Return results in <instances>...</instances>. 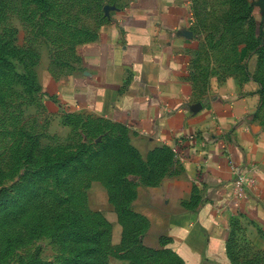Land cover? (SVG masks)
Here are the masks:
<instances>
[{
    "label": "crops",
    "instance_id": "0c3cea01",
    "mask_svg": "<svg viewBox=\"0 0 264 264\" xmlns=\"http://www.w3.org/2000/svg\"><path fill=\"white\" fill-rule=\"evenodd\" d=\"M247 1L252 10L239 27L254 29L257 41L264 36V0ZM107 16L94 38L79 46L72 71L48 82L45 92L64 113L125 128L144 162L158 150L150 179L128 176L126 219L105 183L93 182L88 191L87 209L110 225L112 249L132 232L136 250L151 256L241 264L230 243H241L234 236L240 221L242 242L264 253L262 45L238 40L235 59L202 60L191 0H112ZM236 169L255 179L242 199L233 194Z\"/></svg>",
    "mask_w": 264,
    "mask_h": 264
},
{
    "label": "rangeland",
    "instance_id": "374dc122",
    "mask_svg": "<svg viewBox=\"0 0 264 264\" xmlns=\"http://www.w3.org/2000/svg\"><path fill=\"white\" fill-rule=\"evenodd\" d=\"M47 1L49 6L38 0H0V264H72L76 249L90 246L73 245L63 223L65 203L77 204L65 177L72 179L79 167L76 156H85L81 145L97 151L113 142L115 153L135 149L142 156L122 126L86 113H64L45 92L48 82L76 66L79 46L108 21L112 0ZM191 1L201 59H235L238 40L250 42L251 29L239 27L243 20L236 19L246 0ZM246 48L247 58L251 51ZM93 182L84 190L86 208ZM238 223L234 236L241 243L234 252L241 249V256L264 264V253L242 242L245 232ZM91 258L77 261L92 264ZM107 261L112 264L111 258Z\"/></svg>",
    "mask_w": 264,
    "mask_h": 264
},
{
    "label": "trees",
    "instance_id": "16d2710c",
    "mask_svg": "<svg viewBox=\"0 0 264 264\" xmlns=\"http://www.w3.org/2000/svg\"><path fill=\"white\" fill-rule=\"evenodd\" d=\"M38 2L49 6L47 0H38ZM235 2L240 3V0H235ZM243 10L238 12L236 19L242 21L243 19H248L251 13L252 7L249 2L243 1ZM239 21V22H240ZM252 34L250 35V42L253 43L255 38L254 29H251ZM256 33V30H255ZM257 37V36H256ZM94 37H90V41ZM254 40L255 45H262L259 54L264 57V36L259 35V37ZM110 145V146H109ZM113 142L108 144L109 147H100L97 151H91L87 146L81 145V152H85V156L78 154L76 158L79 160V167L72 172V179L65 177V183L70 186V192H68L74 198H77V204L75 205L73 200L66 202L67 214L63 218V223L65 226H69L70 232L67 237H71L73 240V245L87 244V248H77V258L76 262L72 264H80L77 261H86L85 259L92 257V264H108V259L111 256H115L121 259L131 260V264H180L176 260H166V255L155 254L151 256L148 252L136 250L137 244L133 240V233L130 232L129 236L124 237L122 247L120 249L113 250L110 245V232L111 228L108 222L99 214L90 212L85 206L84 200V190L88 188L93 181H101L105 183L109 190V195L111 201L115 204L117 211L121 219L127 218V204L131 199V182L128 180L129 175H143L146 179H150V173L158 167L159 163L154 159V155L157 152H153L148 162L142 161L138 152L133 149L132 151L123 152L120 149L117 153L113 149H117V146L113 147ZM108 148V150H107ZM121 148V147H120ZM165 153V152H163ZM88 154V156H86ZM166 154V153H165ZM102 155V157H100ZM102 159V162H97V160ZM159 159V158H158ZM160 160V159H159ZM93 162L95 166L93 167ZM83 172H82V171ZM92 175V177L87 180L86 175ZM82 184V187L79 184ZM73 217L75 219L72 221ZM131 215L128 217V219ZM128 235V234H127ZM132 241H131V240ZM231 250L234 258L237 260H242L241 264H257L256 261L251 259H246L241 256V249L234 252V246L237 249V244L231 240ZM124 252V253H123ZM150 255L152 258H145V256ZM264 262V255L262 256ZM88 261V260H87ZM86 261V262H87Z\"/></svg>",
    "mask_w": 264,
    "mask_h": 264
},
{
    "label": "built area",
    "instance_id": "2783aa9c",
    "mask_svg": "<svg viewBox=\"0 0 264 264\" xmlns=\"http://www.w3.org/2000/svg\"><path fill=\"white\" fill-rule=\"evenodd\" d=\"M235 173V180L232 183L233 194L235 198L242 199L245 197L248 188L255 184V179L238 169L235 170Z\"/></svg>",
    "mask_w": 264,
    "mask_h": 264
}]
</instances>
